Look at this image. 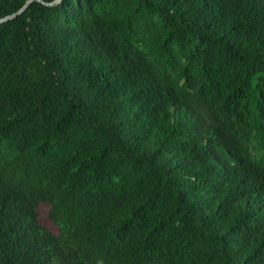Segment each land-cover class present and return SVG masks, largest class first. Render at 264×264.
I'll use <instances>...</instances> for the list:
<instances>
[{"label": "trees", "instance_id": "16d2710c", "mask_svg": "<svg viewBox=\"0 0 264 264\" xmlns=\"http://www.w3.org/2000/svg\"><path fill=\"white\" fill-rule=\"evenodd\" d=\"M44 2L0 23V264H264V0Z\"/></svg>", "mask_w": 264, "mask_h": 264}, {"label": "rangeland", "instance_id": "374dc122", "mask_svg": "<svg viewBox=\"0 0 264 264\" xmlns=\"http://www.w3.org/2000/svg\"><path fill=\"white\" fill-rule=\"evenodd\" d=\"M38 219L46 228L52 231H56V227L48 217V205L46 203H39L37 206Z\"/></svg>", "mask_w": 264, "mask_h": 264}, {"label": "water", "instance_id": "95a60500", "mask_svg": "<svg viewBox=\"0 0 264 264\" xmlns=\"http://www.w3.org/2000/svg\"><path fill=\"white\" fill-rule=\"evenodd\" d=\"M33 1V0H26L25 3L18 9L16 10L15 12L11 13V14H8L6 16H3V17H0V23L3 22V21H6L8 19H11L13 17H15L16 15L20 14L27 6L28 4ZM38 1H41V2H44L42 0H38ZM60 0H53V1H50V2H44L45 4H48V5H55L59 2Z\"/></svg>", "mask_w": 264, "mask_h": 264}]
</instances>
